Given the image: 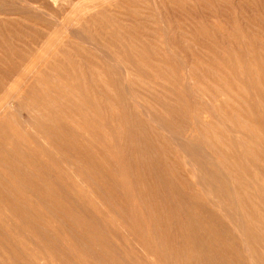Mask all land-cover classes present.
<instances>
[{"label": "rangeland", "instance_id": "1", "mask_svg": "<svg viewBox=\"0 0 264 264\" xmlns=\"http://www.w3.org/2000/svg\"><path fill=\"white\" fill-rule=\"evenodd\" d=\"M0 110V264H264V0H0Z\"/></svg>", "mask_w": 264, "mask_h": 264}, {"label": "bare ground", "instance_id": "2", "mask_svg": "<svg viewBox=\"0 0 264 264\" xmlns=\"http://www.w3.org/2000/svg\"><path fill=\"white\" fill-rule=\"evenodd\" d=\"M33 72V71H32ZM26 76V75H25ZM18 82H20L19 80H18ZM24 82H26V81H24ZM14 83H15V80H14ZM16 84V83H15ZM17 85V84H16ZM23 85V84H22ZM22 87V86H21ZM10 88V87H9ZM11 90V89H10ZM8 91H9V89H8ZM10 92V91H9ZM20 92V91H19ZM7 94V93H6ZM21 95V94H20ZM1 111V110H0ZM1 120V119H0Z\"/></svg>", "mask_w": 264, "mask_h": 264}]
</instances>
